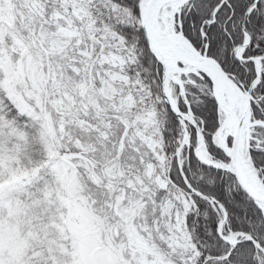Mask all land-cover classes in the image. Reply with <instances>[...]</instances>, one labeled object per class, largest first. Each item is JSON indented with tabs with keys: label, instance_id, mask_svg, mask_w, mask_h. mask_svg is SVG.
<instances>
[{
	"label": "snow or ice",
	"instance_id": "6c2138e0",
	"mask_svg": "<svg viewBox=\"0 0 264 264\" xmlns=\"http://www.w3.org/2000/svg\"><path fill=\"white\" fill-rule=\"evenodd\" d=\"M0 264H264V0H0Z\"/></svg>",
	"mask_w": 264,
	"mask_h": 264
}]
</instances>
